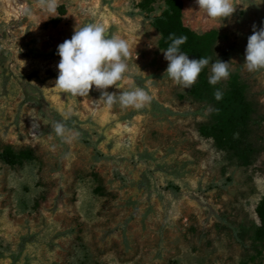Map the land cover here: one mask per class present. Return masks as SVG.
I'll return each instance as SVG.
<instances>
[{
    "label": "rangeland",
    "instance_id": "rangeland-1",
    "mask_svg": "<svg viewBox=\"0 0 264 264\" xmlns=\"http://www.w3.org/2000/svg\"><path fill=\"white\" fill-rule=\"evenodd\" d=\"M22 1L17 18L0 11V150L35 157L0 159V264H264L255 213L264 197V69L243 63L253 25L264 26V2L233 0L222 22L182 0L183 24L216 30L215 54L230 51L228 78L204 99L190 94L199 76L184 89L164 73L159 33L139 0H57L55 17L43 0ZM162 5L156 0L152 13ZM89 22L129 46L127 71L106 91L140 88L150 103L109 106L100 90L76 97L55 86L57 45ZM234 88L249 104L248 165L198 131ZM68 111L78 128L65 135H78L65 142L54 124Z\"/></svg>",
    "mask_w": 264,
    "mask_h": 264
},
{
    "label": "clouds",
    "instance_id": "clouds-1",
    "mask_svg": "<svg viewBox=\"0 0 264 264\" xmlns=\"http://www.w3.org/2000/svg\"><path fill=\"white\" fill-rule=\"evenodd\" d=\"M264 0H260V3ZM197 9L202 10L210 19H231L236 5L233 0H194ZM43 7L55 17L58 7L57 0H43ZM222 26V25H221ZM170 43L162 50L163 58L167 61L164 73L174 83L184 89H190L197 80L202 69L209 65V58L189 59L180 46L187 40L186 36L176 37L169 34ZM59 61L56 65L58 74L55 86L62 92L76 97L88 96L90 90H100L105 103L111 106L117 102L121 107L140 109L151 102V97L140 88L132 91H121L118 96L106 91L109 86H117L123 74L127 71L125 61L129 57V46L124 39L113 37L100 24L85 23L74 28L70 39H65L56 48ZM245 68L249 72L264 69V26L256 30L253 25L251 35L247 37L244 50ZM208 83L216 85L229 76L228 62L217 59L212 62ZM117 88V87H116ZM214 99H222V92L216 90ZM64 118H71V111L64 113ZM54 132L65 142H70L77 133L66 136L63 123L54 124Z\"/></svg>",
    "mask_w": 264,
    "mask_h": 264
},
{
    "label": "trees",
    "instance_id": "trees-1",
    "mask_svg": "<svg viewBox=\"0 0 264 264\" xmlns=\"http://www.w3.org/2000/svg\"><path fill=\"white\" fill-rule=\"evenodd\" d=\"M155 1L139 0L136 7L139 9V13L145 15L150 25L159 33L157 43L159 49L164 50L168 46L170 43L168 40L169 34H173L176 37L183 35L187 37V40L180 46V49L187 53L189 59L207 57L209 61H216L217 59L223 61L229 57V49L217 55L215 54L216 42L221 38V35L216 30L211 29L204 33H196L183 24L182 0H163L161 11L158 14H153V3ZM198 76V84L191 89L190 94L202 95L204 99L209 98L210 84L207 80L206 66ZM133 79L138 81L140 78L133 77ZM141 87L144 88V86ZM221 105L214 119L200 124L198 128L199 134L205 138H211L217 149L234 155L237 164L248 165L251 162L254 148L249 141V104L243 91L239 88L232 89L229 98H226V104ZM57 118L60 119L66 128H78L72 117L65 119L59 115ZM34 157L31 149L23 150L20 153H14L9 148L0 150V159L10 165L19 163L22 160H31ZM101 157V154H96L95 159H100ZM255 213L260 222L256 235L259 238H264V197L256 205Z\"/></svg>",
    "mask_w": 264,
    "mask_h": 264
},
{
    "label": "bare ground",
    "instance_id": "bare-ground-1",
    "mask_svg": "<svg viewBox=\"0 0 264 264\" xmlns=\"http://www.w3.org/2000/svg\"><path fill=\"white\" fill-rule=\"evenodd\" d=\"M23 4L22 0H0V11L8 18H17Z\"/></svg>",
    "mask_w": 264,
    "mask_h": 264
}]
</instances>
